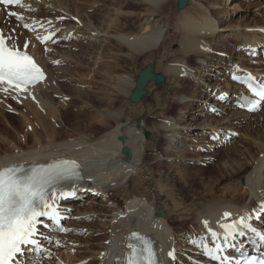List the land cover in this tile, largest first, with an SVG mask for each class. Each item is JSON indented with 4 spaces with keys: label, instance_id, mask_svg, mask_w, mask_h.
Here are the masks:
<instances>
[{
    "label": "bare ground",
    "instance_id": "1",
    "mask_svg": "<svg viewBox=\"0 0 264 264\" xmlns=\"http://www.w3.org/2000/svg\"><path fill=\"white\" fill-rule=\"evenodd\" d=\"M122 1L123 4L112 5L111 2L112 4L107 6L99 0H95V4L110 11H107L106 14L103 13L104 15L100 17L98 23L96 22L97 24L94 23L95 21L93 22L92 15L88 13L85 15L82 11L81 14L79 8L76 5L73 6L72 14L77 19L74 25L77 23L82 24L81 28L73 29L62 27L60 24L61 18L52 14V11H62V8L71 13V7L69 8L66 0H21V4L16 5L14 8L0 6V32L6 37L11 36L10 43L14 44L21 52L29 54L46 74L43 82L29 87L27 92H8L9 104L14 105L9 107L8 110L14 109L12 111L14 116L19 117L18 124L23 129V132L20 131L23 134H20L17 131L18 129H15L16 127L7 123L9 120H6L7 130L5 132L0 131V149L2 148V151H0V169L17 165L45 164L53 159H66L80 163L84 173L82 183L67 185L55 191V204L59 214L61 213L60 217L55 223L46 217H40L41 223L38 225V232L34 238L38 243L27 245L26 249L17 254L14 264H126L129 251L127 246L129 243L134 242V240L130 241L129 239L132 233L139 234L140 237L150 240L157 246L160 264H221L204 259L200 244L204 240L211 241L215 234L221 237L225 236L226 233L221 227L222 225L226 223L230 225L243 218L246 223L252 225L258 231L264 232V181L262 179L264 178V136L252 138L253 143L249 141L251 145L244 148L241 153L240 159L242 160L232 164L227 161L221 163L222 171L226 172L225 176L229 174L228 177H236L237 179L241 176V183H244L242 185H240L241 183L230 184V186L223 189L224 192L220 198L211 199L204 203H197L196 201L197 204L193 203L194 206L191 207L187 205L186 208L184 207L186 206L185 203L182 205V203L174 202V200L172 202L173 196L168 192L169 197L166 199L167 201L170 200L171 209L176 213L178 222L182 224L189 222L186 232L180 231L179 228H176L177 231L175 229L172 231L170 229L172 224L165 214L163 213L164 217L162 218L156 215V212L160 211L157 199L162 194L160 184H156L157 191L155 190L154 200H152L151 194L146 196L145 193L135 192L139 179L143 178L145 174L146 164L143 162V156L146 153L147 145H149L143 136L145 131L148 132L144 120L145 115L140 118L136 116L138 119L136 118V120L130 122H121L119 120L121 115H118L120 113L104 111L102 115L92 121L102 128L103 125L108 124L107 118H110L113 125L104 127V131L98 136L73 137L76 134L74 127H66L69 128V130L66 129L68 131L66 137L61 138V140L57 139L59 130L57 128L58 124L62 123L63 112L61 113L58 108V110L56 109V105L53 104L54 100L51 101V98L62 90V88L60 89L61 85L58 83L60 81L58 76L60 70H55L57 71L55 74L51 73L45 60L41 58L43 49L54 47L56 41L74 38L78 40V43L75 42L74 45L79 47L83 55L89 60L97 52H95V46L101 47L110 44L111 41H116L125 49V53L115 52L109 48L106 58L105 55L103 58L106 65L104 69L100 71L92 70L89 68L90 66L87 67L81 64L82 66L77 67L75 72L78 75H83L96 71L97 73L93 72L92 77H95L96 74L100 75L101 81L106 80L108 85H115L116 90L113 89L114 93L118 92V94L126 95L128 94L126 88L134 87V84H130V81L125 79L126 77L119 75L118 70L120 69L116 62L120 58L134 62L136 59L156 51L158 46L163 43L164 37H166L165 34L170 31L168 27H156L153 23L154 19L159 16L164 21L169 18L167 11L169 0ZM221 1L191 0L192 5L186 9L184 8L183 11L181 10L174 29L178 34L176 43L179 49V57L170 62L166 58L167 63L161 65L166 75H171L173 79H178V81L179 79L190 80L192 84L191 92H188L190 93L189 96L178 97L174 101L181 106L179 117L161 119V123L154 126L155 133L164 137L165 148L163 152L165 156L169 157V160L176 161V163L169 164L170 162H167V164L169 166H179L180 171L194 167L195 164L190 163L197 161H203L200 164L205 166L211 165L218 154L226 149L228 144L231 145L233 141L231 134L236 133L234 130L239 128L242 122H240V119H246L253 115L258 118L259 115L243 110L241 108V98L242 95L252 96L248 94L243 85L244 76L251 75L259 84L264 83V23L253 17L252 21L250 19L252 24L227 25L229 22L232 23L237 15H241L243 12L247 14L248 10L244 9L245 0ZM256 1H262L264 5V0ZM133 5L136 8L143 5L147 9L145 12L137 13L126 10ZM143 6L142 8H144ZM261 8H264V6ZM217 10L218 12L223 11L220 12L222 16L220 22H217L218 20L212 18L211 15V11L217 12ZM2 11L15 12L21 16L23 19L19 22L13 17L20 29L15 25L8 31L6 25L8 22L5 21L4 12ZM262 11V9H255L253 13L260 15L263 13ZM42 12L44 15L40 16L39 13ZM65 14L63 12L64 16ZM132 15L140 22L143 21L140 27L138 26V31L135 30L136 32H128L124 30L125 26L121 25L120 18ZM24 23H27L32 29L38 27L37 37L43 38L47 34L54 35L45 45L41 46L40 43L36 44V36L34 37L31 31L23 27ZM74 25L70 27L72 28ZM119 27L120 29H118ZM27 34L33 39H30L31 48L25 39L22 38L23 42L20 46L13 39L17 36H27ZM228 39L234 41V55L226 51L230 49ZM37 40L39 41V39ZM25 44L28 45L29 49L24 47ZM219 49L224 50L218 52ZM237 51H241L242 54ZM152 56L150 54L146 59L150 60ZM52 61L55 62L54 59ZM221 64L225 67H222ZM226 74H228L227 84L214 86V81L224 80L223 76ZM78 82L80 86L81 82ZM94 82L91 81L90 83ZM73 91L75 92L76 89ZM77 96H79L81 106L89 107L84 102L86 96L83 91ZM14 100H17L20 104H16ZM20 105L23 107L18 110L17 107H20ZM213 114L222 118L215 123L212 119ZM0 122L3 123V121ZM246 125H249V123H246L244 128ZM10 131L15 134L17 140H14L15 137L12 138V136L10 138ZM119 136L125 137L126 141H119ZM29 137H32L33 140L30 146L27 144ZM182 145H187V148L180 147ZM122 146L131 149L130 158L127 159L126 156L121 155L120 149ZM153 150H157V147ZM199 151H207V156H211L198 157L200 156ZM209 152H212V154H209ZM151 155H153L154 164L160 162L159 157L161 158V155L156 153ZM188 157L190 159H187ZM177 160L181 161L177 162ZM197 167L200 168V166ZM223 178L225 177L223 176ZM179 180H184V176H179ZM184 184H186V181H184ZM205 187H209V184L206 183ZM122 189L125 194L119 193ZM62 192L72 194L61 198L60 193ZM206 193L212 195L211 190H207ZM98 195L101 202L103 201V205L96 201ZM116 195H119V198H115ZM247 199H249L248 202H246ZM79 200L85 201V204L91 207L93 205L98 206L101 211L92 210L90 207L85 209L86 206L84 207L85 211L82 208L81 210V206L76 207ZM119 201L121 206H118ZM96 213L100 219L97 220L98 227L95 224L93 232L102 233L105 230L107 235L103 242L108 241V243H105L106 245L103 243L91 245V243V247L89 249L85 247V252H82L79 249L82 248L80 247L81 244L95 243V240L80 242L82 240H79L80 236H74L79 231V225L77 226V222L73 220L93 217ZM225 213L230 215L226 218ZM64 217H66V220ZM58 222L61 223V226ZM92 226L94 225L92 224ZM60 227L64 232L59 231ZM81 228H83L82 225ZM234 240H237V244H235L234 249L230 250L229 257L231 259L238 257L237 249H240V251L252 249L251 245L256 237L250 232H246L244 236H236ZM97 245H99V248H97ZM92 246H95V248ZM261 247L264 248V243L261 244ZM74 251L76 253H87L88 255H72L71 253ZM169 252L174 253L175 259L168 256Z\"/></svg>",
    "mask_w": 264,
    "mask_h": 264
},
{
    "label": "rangeland",
    "instance_id": "2",
    "mask_svg": "<svg viewBox=\"0 0 264 264\" xmlns=\"http://www.w3.org/2000/svg\"><path fill=\"white\" fill-rule=\"evenodd\" d=\"M66 1L68 2L69 8L71 7V13L68 12L66 9L62 8L61 9L62 11H55V12L52 11V14L59 16V18H61V20H60L61 26L65 27L67 29L81 28L82 27L81 23H77L76 25H74V23L77 22V19L72 14L73 13L72 7L75 5L77 8H79L80 12L81 11L83 12V14L87 15V13H88L89 15H92V20H93V22L95 21L94 23H96V22L98 23L100 20V17L102 15L106 14L108 11L103 6H99V5L95 4L94 3L95 0H66ZM190 1L188 2L186 8L189 7L190 5H192L190 3ZM99 2L104 3L107 6L111 5L112 3H113L112 5H115L117 3L123 4L122 0H113V1L112 0H99ZM221 2H223V0ZM262 5H263L262 1L257 2L256 0H245L244 9L248 10V13L246 14L245 12H243L241 15H237L236 17L234 15L235 19L233 20V22L232 23L229 22V23H227V25L230 24V25H241L242 26V25H248V23L252 24L251 21H252L253 17H254V19L261 20L262 23H264V8H261L264 5L263 6ZM0 6H1V4H0ZM116 6H118V5H116ZM142 6L143 5H141V7L136 8L133 5L130 7V9H126V10L134 11L136 13L137 12H145L147 7L145 8L143 6L144 8H142ZM121 8H122V6H121ZM255 9L256 10L262 9L263 13L260 15L258 13H256L257 15H255V13H253ZM167 11L169 13V18L167 20L164 21V19L159 16V17H156L153 21L154 26H156V27L157 26H159V27L163 26L165 28L168 27L170 31H168L165 34L166 37H164L163 43H161L160 46H158L156 51H153L154 54H153V52L147 54L148 56L150 54L153 55L151 57V59L147 60L146 58L148 56L144 55V56L136 59L134 62H131L129 60H124V58H120L116 62V64L119 66V69H120V70H118L119 75H123L124 77H126L125 79L130 81L129 83L132 85L134 84V81H135L138 73L147 65H152L154 67V72L157 74H160L164 77V82L162 84L156 85V84L150 83L147 86V88H146L147 94L144 97L145 99L143 98L139 104H132L128 99V95L132 91L133 87H127L126 90H127L128 94L121 95V94H118V92L114 93L113 89L116 90L114 88L115 85L110 86L107 83L108 81H106V80L101 81L100 75L96 74L95 77H92L93 72L95 73L96 71H93L91 73L90 72L85 73L83 75H78L75 72V69H77V67H81L82 65L87 66V67L90 66L89 68H91L92 70L93 69L97 70V71L104 69L106 67V65L104 62L105 59H103V58H104V55L106 58V54L108 53L109 48H111L115 52L125 53L124 52L125 49L116 41H111L110 44H105V45H102L101 47L98 46L99 48L97 46H95L96 47V48L94 47L95 52L96 51L97 52L95 53V56H93L92 59L88 60V58H86L83 55V52L80 51L79 47H76L74 45L75 42L78 43V40H75L74 38L66 39L63 41L60 40V41H56L54 43V45H53L54 47H51L49 49H43V51H41V55H43V56H41V58H42V60H45L46 66H47V68L50 69L51 73L55 74L57 72L55 70H57V69H58V71L60 70L59 75H58L60 77V81H58V83L61 85L60 89L62 88V90L60 91L61 94L60 93H59L60 95L56 94V95L52 96V98H51V101L54 100L53 104L56 105V109L58 108L59 111H61V113L63 112L62 113V115H63L62 123L60 122L61 124H58L59 126L57 128V130L59 129L58 135H57L58 140H61V138L63 139L66 137L67 132H68L67 130H69L70 127L71 128L74 127L73 129L75 130L74 132L76 133L75 135H73V137L98 136L100 133H102L104 131V127H109V126L113 125V121L110 118H107L108 124L103 125L102 128L99 127L100 125H96L94 123V121H92L94 118L102 115V112H104V111H108L110 113H117V114L120 113L118 115L119 116L121 115V118H119V120L121 122H128V121L130 122V121L136 120V118H137L136 116H138V118H140L142 115L143 116L145 115V117H146V118L144 117V120L146 121L145 125H146V128L148 129L147 131L149 132V136L145 140L148 142L149 145H147L146 153L143 156V162L146 164L145 174L143 175V178L141 177L139 179V182L137 183V188L135 189V192H137L139 194L145 193L146 196H150V194H151L152 200H154V198H155L154 193L157 191L156 190L157 189L156 184H160L162 186V188H161L162 194L157 197L158 205L160 206V211H163L165 216L171 222L172 227L170 229L172 231L174 229L176 230V228H179L180 231L183 230L184 232H186L189 222H187V223L185 222L184 224L178 222V219L176 217V213L173 212L171 209L170 200L167 201V199H166L167 197H169L168 194L169 193L172 194V196H173V198L171 200L172 202L174 200V202L176 201L178 203H182V205H183V203H185L186 206H184V207L187 208V205H188V207H191V206H194V204H197L198 202L204 203L205 201H209L211 199L220 198L221 194L224 192V190H223L224 188L230 186V184L233 185L234 183H241L242 182L241 176H239L238 179L236 177H233V178L228 177L229 174L227 176H225L224 174H226V172L222 171L221 163L224 161H227V162L232 164V163L238 162V160L239 161L242 160L240 158H241V153L244 150V148H248L251 145V143H253L254 138L264 136V106H262L260 108V110L257 111V113L259 115L256 113L258 115L259 119L256 118L257 116H254V115L250 116L246 119H243V118L240 119V122L241 121L242 122L240 123L239 128L237 130H234V131H236V133L231 134L232 138H233L231 145L228 144L227 145L228 147H226V149H223V151H221L218 154V157H216V159L214 160V162L211 165L205 166L204 164H200L203 161H197V162L190 163L192 165L195 164L194 167L186 168L185 170H181V171L178 169L179 166H177V167L175 165L169 166L167 164V162L168 163L170 162L169 164H172L173 162L176 163V161L175 160H169V157L165 156V154L163 152V149L165 148L164 137L161 134L158 135L155 133V131H154L155 127L154 126H157V124H160L161 119L178 118L179 117L178 115H179V110H180L181 106L177 102H174V101L178 97H182L185 95L189 96L190 93H188V92H191L190 89L192 87V84L190 83L191 82L190 80L179 79V81H178V79H176V80L173 79V77L171 75H166L162 70L163 68H161L162 64L167 63L166 58L168 59V62H170V61L174 60L176 57H179V54H178L179 49H178V46L176 43L177 39H178V36H177L178 34L174 31V29L176 26L177 17L181 11L176 9V0H169V7H168ZM2 12H4L3 16L5 18V21L8 22V24H6L8 31H10L11 28L15 25L17 26V28L20 29V26L17 25V22L14 20L13 16L8 15L9 12H6V11H2ZM63 12L66 13L65 16L63 15ZM82 12H81V14H82ZM108 12H110V11H108ZM217 12H218V10H217ZM217 12L211 11V15H212V18L218 20L217 22H220L222 19L220 12H223V11H220L218 13ZM39 15L43 16L44 13L43 12L39 13ZM133 16L134 15L129 16V17L120 18L121 25L125 26L124 30H127L128 32L138 31V29L141 25V22H143V21L140 22L139 19H137L135 16L134 17ZM250 19H251V21H250ZM245 21H246V23H245ZM71 25H74V26L71 28L70 27ZM118 29H120V27ZM37 33H38V31H34V33H32V34L35 37ZM219 34H221V32H219ZM22 38L25 39L26 41H28V44L30 47L31 46V40H33V39H31L28 34H27V36L26 35H23L21 37L17 36V38L15 37L13 39L16 40L18 42V45L20 46L23 42ZM35 39H36V44L40 43V41L37 40V36L35 37ZM174 39H176V40H174ZM228 41H229L228 46L230 47V49L229 50L225 49V50L228 51L230 54L234 55V50H235L234 49V43H233L234 41H232V39H228ZM29 47H27V48L29 49ZM223 50L224 49H219L218 52H221ZM237 52L241 53V51H237ZM215 55H217V53H215ZM221 58H225V57H221ZM52 59H54L55 62H53ZM191 61H193V60H191ZM191 64H193V62H191ZM221 66L225 67V65H223V64H221ZM70 70L73 72H71ZM63 75H65V76H63ZM227 76H228V74L223 76V78H225L224 80L214 81L215 82L214 86H216L218 84H222V85L225 84L226 85L227 84V79H226ZM68 80H70V81H68ZM75 81H77V82H75ZM78 81L81 82L80 86L78 85V83H79ZM91 81H95V82L90 83ZM61 82H62V84H61ZM74 88L76 89L75 92L73 91V90H75ZM68 90H70V91L68 92ZM79 91L84 92L85 96L87 97V98L86 97L84 98V102L89 107H85V105L81 106V103L79 102V96H77L80 94ZM0 92L2 94V95L0 94V101L3 102V103L2 102L0 103V111H1L0 114L3 115V117L1 115V118H0L1 119L0 121H3V123L0 122V123H2V124H0V129L2 128L0 131L5 132L7 130V126H6L7 121L6 120H9L7 123L12 125L13 127H16L15 129H18L17 131L20 134H23V133H21V132H23L22 131L23 129L21 128L20 124H18L19 117L14 116V113L12 111L14 109L8 110L9 107L14 106V105L11 106L9 104V101L7 99V95H9V94L8 93L5 94V92H2V91H0ZM208 93H210V91H208ZM2 97H4L5 99ZM77 98H78V100H77ZM14 101L16 102V104H20V102H17V100H14ZM55 102H57V103H55ZM60 104L62 105V108H61ZM140 104H142V105H140ZM4 105H6L7 107ZM76 106H79V107H76ZM21 107H23V106L20 105V107H17L18 110H20ZM5 108H6V110H5ZM138 109H140V110H138ZM2 111L5 115L2 113ZM97 114H99V115L97 116ZM213 116L214 117L212 119H214L213 121L215 123L222 118V117L220 118L219 116H216L214 114H213ZM7 117H9V118L6 119ZM15 117H18V118H15ZM248 119H249V121H248ZM250 120H251V123H250ZM258 121H259V123H258ZM209 122H210V120H209ZM244 123L245 124L249 123V125H246L244 128V125H245ZM256 123H258V124H256ZM1 125H2V127H1ZM75 125H76V127H75ZM235 126H237V125H235ZM3 127H4V129H3ZM66 127H69V128H66ZM239 129H240L241 133H240V131H238ZM37 130L40 131L39 129H37ZM242 131H243V133H242ZM9 135H10V138H11V136H12V138L15 137V134L12 133V131H10ZM249 137H251V138H249ZM31 138L29 137V141L27 140L28 141L27 144L29 146L33 143V140ZM14 140H17V138L15 137ZM249 141H251V143ZM246 143H248V144H246ZM27 144H26V146H27ZM187 145L186 146L182 145L180 147L187 148ZM156 147H157V150H155L156 151L155 152L153 149H155ZM237 148H239V149H237ZM250 149L253 150L252 147H250ZM232 150H234V151H232ZM0 151H2V148L0 149ZM151 151H153V152H151ZM236 152L238 153V155L236 154ZM152 153H156V154L161 155V158L159 157V160H160L159 163L154 164V160L152 159L153 155H151ZM199 153H200V156H198V157H202L203 155L204 156L208 155L207 151H199L198 154ZM209 154H212V152H209ZM209 156H211V155H209ZM209 156H207V157H209ZM228 156H230V157H228ZM189 157H191V156H189ZM189 157L187 159H190ZM198 157H196V158H198ZM235 157L237 158V160H235L236 159ZM180 161L177 160V162H180ZM197 166H200V168H198ZM179 176H184V180L180 181ZM223 176L225 178H223ZM233 179H234V181H233ZM184 181H186V184H184ZM203 181H204V183H203ZM210 182H211V184H210ZM206 183L209 184V187H205ZM243 183H241L240 185H242ZM207 190H209V191L211 190L212 195L206 193ZM119 193L125 194L123 189ZM115 198H119V195H116ZM96 201H98V203H102V205L104 204L103 201L101 202V198H99V195L97 196ZM196 201H197V203H196ZM248 201H249V199L246 200V202H248ZM99 205H101V204H99ZM77 206L78 207L81 206L80 209L82 208L84 211H85V209H88L89 207L92 210L101 211L100 207L94 206V205L91 207V206L85 204V201L83 202V201L79 200L76 203V207ZM118 206H121L120 201L118 203ZM84 207H85V209H84ZM94 207H95V209H94ZM73 212H75V211H73ZM86 212L89 213L88 211H86ZM90 214H92V213L90 212ZM94 215L95 216H93V217L90 216V217H87V218L81 219V220L79 218L73 220L74 222H77V226L79 225L78 226L79 228L77 227L79 231H77V233L74 236H80V238L78 237L79 240L82 239L80 242L87 241V240H89V241L95 240V243L90 242L87 244H81L80 247H82L83 249L82 248H79V249H81L82 252L83 251L85 252L86 248L89 249L91 247V245L98 244V243L99 244L100 243H103V244L108 243V241L103 242V240L105 239V237L107 235L106 234L107 232L105 230L102 231L103 234L101 232H99V233L93 232V229H95V224H96V227H98V221L97 220L100 219L99 216L97 215V213ZM70 221H72V220H70ZM82 222H84V223H82ZM92 224L94 226H92ZM81 225L83 228H81ZM181 225H183V226H181ZM100 234H101V236H100ZM98 246L99 245H97V248H99ZM92 247L95 248V246H92ZM75 249H77V248L75 247ZM71 254L72 255L78 254L79 256L88 255L87 253H76V251L72 252ZM173 262H174V260H173Z\"/></svg>",
    "mask_w": 264,
    "mask_h": 264
},
{
    "label": "snow or ice",
    "instance_id": "3",
    "mask_svg": "<svg viewBox=\"0 0 264 264\" xmlns=\"http://www.w3.org/2000/svg\"><path fill=\"white\" fill-rule=\"evenodd\" d=\"M0 4L20 5L21 0H0ZM8 15L15 17L18 22L23 19L15 12H9ZM23 27L33 30L27 23ZM50 38L37 37L41 43ZM11 40V36L6 37L0 32V91L27 92L29 87L44 80V72L31 56L11 44ZM24 47L27 48L28 45L25 44ZM247 79L253 78L249 75ZM251 90L256 99L247 101L249 111L255 110L257 106H264V83ZM78 175V166L74 162H63L42 170L33 169L27 173L16 167L0 169V264H14L15 257L22 252V246L38 243L34 238L41 223L40 217H46L53 223L59 218V210L55 204L56 194L52 192L50 199L49 189L57 181L72 179ZM71 194L62 192L60 197ZM224 215L227 218L230 214ZM221 227L225 230L226 240L229 236L235 239L236 236H244L246 232H250L257 241L264 243V232L246 223L243 218ZM129 239L137 240L139 244H128L126 264H159L149 240L137 233H132ZM168 256L175 259L173 252H169ZM258 264H264V259L259 260Z\"/></svg>",
    "mask_w": 264,
    "mask_h": 264
},
{
    "label": "water",
    "instance_id": "4",
    "mask_svg": "<svg viewBox=\"0 0 264 264\" xmlns=\"http://www.w3.org/2000/svg\"><path fill=\"white\" fill-rule=\"evenodd\" d=\"M190 0H176V9L181 11L186 8L188 2ZM164 82V77L160 74L154 72V67L152 65L145 66L137 75L134 81V87L129 94V101L132 104H138L142 101V99L146 96V88L150 83L160 85ZM143 136L145 139L148 138V132H144ZM119 141L125 142L126 138L123 136L118 137ZM121 155L126 156V158L131 157V149L127 146H122L120 149ZM158 217H164L162 211H158L156 213Z\"/></svg>",
    "mask_w": 264,
    "mask_h": 264
}]
</instances>
